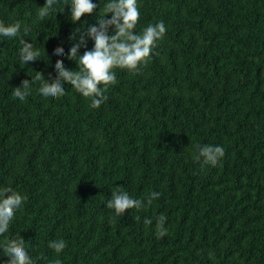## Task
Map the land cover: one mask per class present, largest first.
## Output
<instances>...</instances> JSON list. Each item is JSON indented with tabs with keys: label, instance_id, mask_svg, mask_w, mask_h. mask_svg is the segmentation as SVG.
Instances as JSON below:
<instances>
[{
	"label": "trees",
	"instance_id": "1",
	"mask_svg": "<svg viewBox=\"0 0 264 264\" xmlns=\"http://www.w3.org/2000/svg\"><path fill=\"white\" fill-rule=\"evenodd\" d=\"M106 2L72 23L67 10L39 18L44 0H0V21L29 29L0 38V188L27 200L0 247L22 239L35 264H264V0H137L135 31L163 21L166 33L138 71L116 69L99 108L68 84L56 100L39 84L15 98L24 80L55 79L58 62L78 70L53 54ZM21 38L40 53L33 64L20 62ZM197 144L224 156L202 169ZM115 186L160 195L115 216ZM58 239L60 254L48 247Z\"/></svg>",
	"mask_w": 264,
	"mask_h": 264
},
{
	"label": "clouds",
	"instance_id": "2",
	"mask_svg": "<svg viewBox=\"0 0 264 264\" xmlns=\"http://www.w3.org/2000/svg\"><path fill=\"white\" fill-rule=\"evenodd\" d=\"M98 3L93 0H44L37 15L41 19H47L49 16H57V10L61 11L62 15L67 10L68 19L76 23L82 16L92 14L97 9ZM109 14H111L110 18ZM139 18L137 0H107L94 25L81 23L83 26L70 35L72 46L68 53L57 50L53 54L57 60L74 61L78 70L66 68L63 63L58 62L54 68L55 79L49 76L44 83H41V75H37L31 82L24 80L20 86L14 87L12 95L24 101L30 95L33 85L39 84L38 96L45 101H51L63 97L64 86L68 84L90 101L91 108H99L108 99L105 94L108 87L116 83V69L132 73L138 71L166 33L163 21L149 24L137 33L135 29ZM21 31L26 37L29 29H22V24L18 20L11 24L0 21V38H18L21 37ZM88 40L94 42L90 50L87 49ZM20 44L21 63L33 64L39 60L40 53L32 43L21 38ZM81 48L85 49L82 54L78 51ZM223 156L224 148L220 145L197 144L193 159L203 169L205 166H216ZM110 190L111 196L106 207L112 209L115 216H121L129 209L137 211L146 209L160 195L153 191L145 198L136 199L132 198L122 186H115ZM26 204L27 200L22 196L7 188H0V239L7 238L16 215L24 210ZM165 221L166 217L163 214L156 218L155 227L158 237L167 234ZM144 223L151 225L153 221L146 218ZM48 247L60 254L66 248V243L63 239L52 240L48 242ZM0 258L7 260V264H35L22 239L0 247ZM52 264H61V261L56 259Z\"/></svg>",
	"mask_w": 264,
	"mask_h": 264
}]
</instances>
